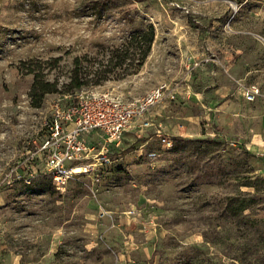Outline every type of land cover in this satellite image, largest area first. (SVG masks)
I'll return each instance as SVG.
<instances>
[{
	"label": "rangeland",
	"instance_id": "rangeland-1",
	"mask_svg": "<svg viewBox=\"0 0 264 264\" xmlns=\"http://www.w3.org/2000/svg\"><path fill=\"white\" fill-rule=\"evenodd\" d=\"M151 25L137 73L82 89L133 101L166 84L147 117L172 145L135 122L114 165L57 190L30 159L80 91L75 59L103 74ZM32 70L58 84L40 107ZM263 106L264 0H0V264H264L263 156L247 147Z\"/></svg>",
	"mask_w": 264,
	"mask_h": 264
},
{
	"label": "built area",
	"instance_id": "built-area-1",
	"mask_svg": "<svg viewBox=\"0 0 264 264\" xmlns=\"http://www.w3.org/2000/svg\"><path fill=\"white\" fill-rule=\"evenodd\" d=\"M172 94L173 90L162 84L133 101H124L109 90L97 89H81L67 103L58 99L52 106L51 119L45 123L47 135L30 160L43 165L60 191L81 176H98L103 168L118 161L112 150L121 147L133 123L139 121L147 129L156 127L147 114ZM259 94L260 88L252 84L243 96L246 101L254 102ZM155 134L161 144L172 145V138L161 128H156ZM93 136L99 139L91 141Z\"/></svg>",
	"mask_w": 264,
	"mask_h": 264
},
{
	"label": "trees",
	"instance_id": "trees-1",
	"mask_svg": "<svg viewBox=\"0 0 264 264\" xmlns=\"http://www.w3.org/2000/svg\"><path fill=\"white\" fill-rule=\"evenodd\" d=\"M155 36V28L152 25L143 31L136 32L125 44L109 52L108 63L103 74L99 73L100 69H97L94 73L92 72L93 77L83 71V59L76 58L75 72L69 83V88L81 90L86 85H100L108 81L110 79L108 75L117 69L124 71V77L137 73L151 53ZM128 68L133 69L131 73L127 72ZM30 73L34 74V82L30 90L32 104L35 107H40L46 95L59 91L58 84L46 80L37 70H32Z\"/></svg>",
	"mask_w": 264,
	"mask_h": 264
},
{
	"label": "crops",
	"instance_id": "crops-1",
	"mask_svg": "<svg viewBox=\"0 0 264 264\" xmlns=\"http://www.w3.org/2000/svg\"><path fill=\"white\" fill-rule=\"evenodd\" d=\"M245 101H246V99H245ZM254 102H248V101H246V104L250 105L251 103H254ZM252 121L254 123V127H253L254 134H252L251 136H249V139L248 140L246 139L247 140V147L254 154H257L258 156H263V158L258 157V159L261 161L262 166L264 167V106H263V108H262L261 111H258L252 117ZM138 125L140 126L139 123H138ZM151 130L152 129H150V131ZM127 134L128 133L126 132L125 135H124V139H127ZM166 134H168V133H166ZM150 135H151L150 141L157 140V137H156V134H155V130L151 131ZM169 135L170 134H168V136ZM96 139L98 140L99 138L96 137V136H93L92 139H90V140L93 141V140H96Z\"/></svg>",
	"mask_w": 264,
	"mask_h": 264
}]
</instances>
